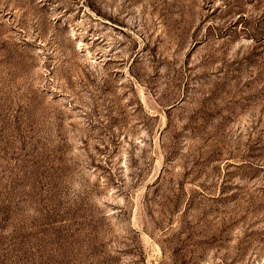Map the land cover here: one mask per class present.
I'll return each instance as SVG.
<instances>
[{"label": "rangeland", "instance_id": "rangeland-1", "mask_svg": "<svg viewBox=\"0 0 264 264\" xmlns=\"http://www.w3.org/2000/svg\"><path fill=\"white\" fill-rule=\"evenodd\" d=\"M0 264H264V0H0Z\"/></svg>", "mask_w": 264, "mask_h": 264}]
</instances>
